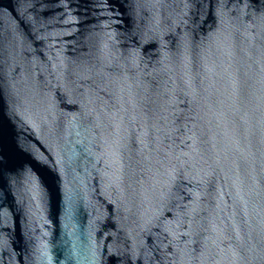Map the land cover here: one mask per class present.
<instances>
[{"label": "water", "instance_id": "95a60500", "mask_svg": "<svg viewBox=\"0 0 264 264\" xmlns=\"http://www.w3.org/2000/svg\"><path fill=\"white\" fill-rule=\"evenodd\" d=\"M0 264H264V0H0Z\"/></svg>", "mask_w": 264, "mask_h": 264}]
</instances>
